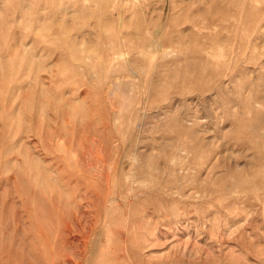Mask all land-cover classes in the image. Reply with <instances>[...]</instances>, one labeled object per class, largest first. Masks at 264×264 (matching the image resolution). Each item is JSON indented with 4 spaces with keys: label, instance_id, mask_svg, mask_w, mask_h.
<instances>
[{
    "label": "rangeland",
    "instance_id": "1",
    "mask_svg": "<svg viewBox=\"0 0 264 264\" xmlns=\"http://www.w3.org/2000/svg\"><path fill=\"white\" fill-rule=\"evenodd\" d=\"M0 264H264V0H0Z\"/></svg>",
    "mask_w": 264,
    "mask_h": 264
}]
</instances>
